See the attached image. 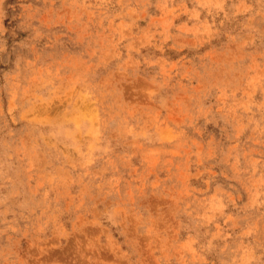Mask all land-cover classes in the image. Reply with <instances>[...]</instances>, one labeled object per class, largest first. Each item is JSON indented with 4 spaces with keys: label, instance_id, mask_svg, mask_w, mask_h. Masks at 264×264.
Listing matches in <instances>:
<instances>
[{
    "label": "clouds",
    "instance_id": "9594fccd",
    "mask_svg": "<svg viewBox=\"0 0 264 264\" xmlns=\"http://www.w3.org/2000/svg\"><path fill=\"white\" fill-rule=\"evenodd\" d=\"M0 264H264V0H0Z\"/></svg>",
    "mask_w": 264,
    "mask_h": 264
}]
</instances>
